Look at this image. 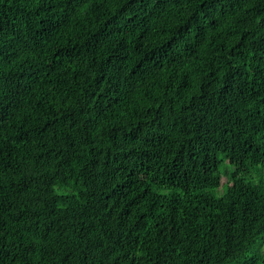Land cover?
Instances as JSON below:
<instances>
[{
	"label": "trees",
	"instance_id": "trees-1",
	"mask_svg": "<svg viewBox=\"0 0 264 264\" xmlns=\"http://www.w3.org/2000/svg\"><path fill=\"white\" fill-rule=\"evenodd\" d=\"M0 264H264V0H0Z\"/></svg>",
	"mask_w": 264,
	"mask_h": 264
},
{
	"label": "rangeland",
	"instance_id": "rangeland-1",
	"mask_svg": "<svg viewBox=\"0 0 264 264\" xmlns=\"http://www.w3.org/2000/svg\"><path fill=\"white\" fill-rule=\"evenodd\" d=\"M222 185L228 187L229 183H228V181H227V178H224V179H223V181H222Z\"/></svg>",
	"mask_w": 264,
	"mask_h": 264
}]
</instances>
